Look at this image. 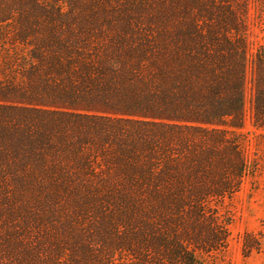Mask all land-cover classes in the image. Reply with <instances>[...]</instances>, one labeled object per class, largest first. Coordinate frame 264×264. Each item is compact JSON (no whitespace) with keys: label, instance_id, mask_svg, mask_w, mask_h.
<instances>
[{"label":"trees","instance_id":"16d2710c","mask_svg":"<svg viewBox=\"0 0 264 264\" xmlns=\"http://www.w3.org/2000/svg\"><path fill=\"white\" fill-rule=\"evenodd\" d=\"M248 8L0 0V264H224L247 85L264 130Z\"/></svg>","mask_w":264,"mask_h":264},{"label":"rangeland","instance_id":"374dc122","mask_svg":"<svg viewBox=\"0 0 264 264\" xmlns=\"http://www.w3.org/2000/svg\"><path fill=\"white\" fill-rule=\"evenodd\" d=\"M248 1L245 39L250 57L257 47L264 46V0ZM244 109L243 126L235 133L251 167L255 165L256 169L244 178L232 202L228 249L222 260L224 264H264V130L252 126L248 85ZM252 239L259 241V250L253 248L255 242Z\"/></svg>","mask_w":264,"mask_h":264}]
</instances>
